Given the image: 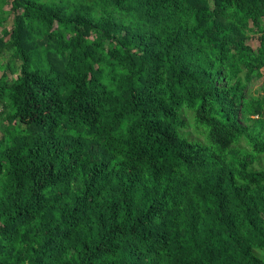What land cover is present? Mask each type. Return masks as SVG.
<instances>
[{
    "label": "trees",
    "instance_id": "trees-1",
    "mask_svg": "<svg viewBox=\"0 0 264 264\" xmlns=\"http://www.w3.org/2000/svg\"><path fill=\"white\" fill-rule=\"evenodd\" d=\"M263 69L264 0H0V264H264Z\"/></svg>",
    "mask_w": 264,
    "mask_h": 264
},
{
    "label": "rangeland",
    "instance_id": "rangeland-1",
    "mask_svg": "<svg viewBox=\"0 0 264 264\" xmlns=\"http://www.w3.org/2000/svg\"><path fill=\"white\" fill-rule=\"evenodd\" d=\"M12 22H13V17L10 16L8 18V20L3 24V27L9 29L11 27V25H12ZM249 44L252 46V48L255 49L258 46V41H257L256 38H251L249 40ZM263 72H264V69H263ZM1 75H2V72L0 71V76ZM8 77L11 79L12 76L10 74H8ZM263 81H264V77L262 79H258V80L253 81L252 84H251V89L258 88L260 85H262Z\"/></svg>",
    "mask_w": 264,
    "mask_h": 264
}]
</instances>
